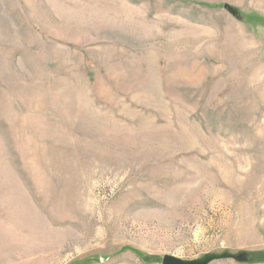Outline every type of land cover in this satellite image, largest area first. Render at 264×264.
I'll return each instance as SVG.
<instances>
[{
  "label": "rangeland",
  "instance_id": "obj_1",
  "mask_svg": "<svg viewBox=\"0 0 264 264\" xmlns=\"http://www.w3.org/2000/svg\"><path fill=\"white\" fill-rule=\"evenodd\" d=\"M206 255L264 264V0H0V264Z\"/></svg>",
  "mask_w": 264,
  "mask_h": 264
},
{
  "label": "water",
  "instance_id": "obj_2",
  "mask_svg": "<svg viewBox=\"0 0 264 264\" xmlns=\"http://www.w3.org/2000/svg\"><path fill=\"white\" fill-rule=\"evenodd\" d=\"M225 10H227L228 12L232 13L234 16H238V12L231 6L229 5H225ZM235 259L237 261H245V258H241V257H235L234 256H230V255H206L204 258L199 259V260H193V261H183V260H179L175 257H171V256H166V258L164 257L162 264H212L215 261H220V260H225V259Z\"/></svg>",
  "mask_w": 264,
  "mask_h": 264
}]
</instances>
